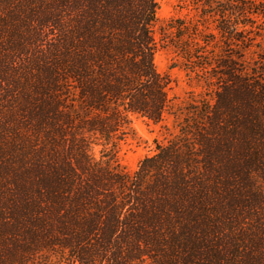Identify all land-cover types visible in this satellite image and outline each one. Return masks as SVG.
<instances>
[{
	"label": "trees",
	"instance_id": "16d2710c",
	"mask_svg": "<svg viewBox=\"0 0 264 264\" xmlns=\"http://www.w3.org/2000/svg\"><path fill=\"white\" fill-rule=\"evenodd\" d=\"M157 10L0 0V264H264V29L244 21L263 9L204 17L220 51L184 46L212 95L127 173L132 120L168 104Z\"/></svg>",
	"mask_w": 264,
	"mask_h": 264
},
{
	"label": "rangeland",
	"instance_id": "374dc122",
	"mask_svg": "<svg viewBox=\"0 0 264 264\" xmlns=\"http://www.w3.org/2000/svg\"><path fill=\"white\" fill-rule=\"evenodd\" d=\"M155 2L158 10L157 21L153 27L157 46L154 65L156 71L167 81L168 104L166 113L159 123L138 117L132 120L129 133L119 143L116 154L117 163L127 173H133L142 159L153 156L158 146L165 144L175 135L191 101H201V98L212 95L206 83L212 72L200 68L201 61H205L207 56L202 53L203 50L198 49L200 53L195 59H189L184 46V43L195 39L199 42L200 48L220 51L223 35L214 29V24L210 29H207L208 25H203L206 16L210 12L212 15L218 14L221 9L237 8L241 4L261 7L262 12L252 14L244 21L254 28L264 29V0H155ZM235 17L238 18V14H234ZM215 19L212 21H216ZM211 40L214 42L211 43ZM95 155L99 156L98 149H95Z\"/></svg>",
	"mask_w": 264,
	"mask_h": 264
}]
</instances>
